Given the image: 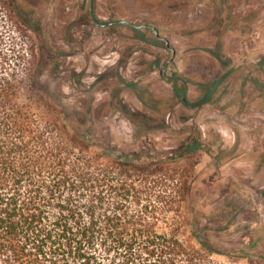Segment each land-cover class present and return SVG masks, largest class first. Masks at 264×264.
<instances>
[{"label":"rangeland","instance_id":"rangeland-1","mask_svg":"<svg viewBox=\"0 0 264 264\" xmlns=\"http://www.w3.org/2000/svg\"><path fill=\"white\" fill-rule=\"evenodd\" d=\"M5 1L67 120L99 151L172 161L184 237L264 264V0Z\"/></svg>","mask_w":264,"mask_h":264},{"label":"trees","instance_id":"trees-1","mask_svg":"<svg viewBox=\"0 0 264 264\" xmlns=\"http://www.w3.org/2000/svg\"><path fill=\"white\" fill-rule=\"evenodd\" d=\"M12 10L0 0V264H244L184 237L191 187L172 161L99 151L67 120L58 93L38 85Z\"/></svg>","mask_w":264,"mask_h":264},{"label":"water","instance_id":"water-1","mask_svg":"<svg viewBox=\"0 0 264 264\" xmlns=\"http://www.w3.org/2000/svg\"><path fill=\"white\" fill-rule=\"evenodd\" d=\"M123 22H124V20H123ZM98 24H100L99 22H98ZM102 25H104V24H102ZM154 29V31L156 32V33H158V30H157V28H153Z\"/></svg>","mask_w":264,"mask_h":264}]
</instances>
